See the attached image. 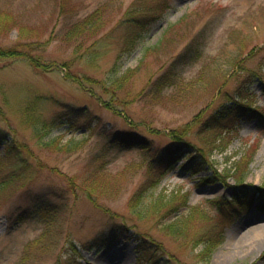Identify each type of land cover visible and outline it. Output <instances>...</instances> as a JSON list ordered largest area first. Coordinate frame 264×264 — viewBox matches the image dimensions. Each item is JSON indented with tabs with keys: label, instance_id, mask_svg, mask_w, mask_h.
<instances>
[{
	"label": "rangeland",
	"instance_id": "rangeland-1",
	"mask_svg": "<svg viewBox=\"0 0 264 264\" xmlns=\"http://www.w3.org/2000/svg\"><path fill=\"white\" fill-rule=\"evenodd\" d=\"M132 1L0 0V48L19 40L47 41L32 54L42 66H56L47 72L32 67L25 57L0 58V128L45 165H38L33 183L0 205V264H62L67 258L77 264H204L195 258L200 247L192 251L190 237L185 241L171 237L163 229L162 217L147 210L153 200L167 202L176 197L174 205H181L187 194V206L197 205L215 214L209 201L230 198L233 179L240 174L246 189L264 190V0H169L162 18L126 50L124 27L118 24ZM96 9H102L97 29L86 27L80 35L69 33ZM170 25H174L172 29H168ZM205 28L199 56L179 65L174 84L165 87L156 100L144 95L150 79L170 66L191 38ZM159 40L160 47L155 50ZM66 62L75 75L104 81L114 62L120 72L139 70L113 99L97 83L85 85L86 90L94 91L92 95L65 80L62 66ZM256 71L248 85V97L241 100L256 114L240 119L237 134L225 149L210 151L196 171L184 169L188 159L181 158L149 192L146 205L131 210L129 199L145 176L143 169L132 166L171 145L167 135L171 130L189 124L194 131L196 116L207 117L217 110L226 101L224 94L239 100L236 93L233 96L237 86ZM186 84L191 87L183 89L178 98L171 97ZM34 97L42 98L38 110L46 119L64 112L63 106L85 107L88 114L76 118L73 133L80 136L86 130L84 124L91 121L94 129L87 144L72 154L40 148L31 127L21 123L22 106ZM103 101L117 114L104 109ZM59 130H67L64 139L71 135L68 125ZM116 134L140 136L150 142L151 151L111 149L106 156L111 176L105 185L111 193L99 194L95 185L82 183L86 178L83 173L91 156ZM190 139L201 145L196 136ZM3 151L1 144L0 156ZM23 152L27 154L26 149ZM75 175L80 185L97 191L95 204L82 189L76 186L72 191L67 185L66 179ZM252 199L244 207L229 203L228 211L237 214L208 264H264V204L255 196ZM179 208L180 212L186 210ZM212 222L192 219L187 236L192 227L201 230ZM42 232L46 233L43 244H50L47 252L41 250L40 243L33 244ZM258 234H262L259 239L255 238ZM144 240L146 245L141 246Z\"/></svg>",
	"mask_w": 264,
	"mask_h": 264
},
{
	"label": "trees",
	"instance_id": "trees-1",
	"mask_svg": "<svg viewBox=\"0 0 264 264\" xmlns=\"http://www.w3.org/2000/svg\"><path fill=\"white\" fill-rule=\"evenodd\" d=\"M169 7V0H133L118 24L120 27H124V35L122 36L125 38V49H130L133 43L142 37L154 22L162 18ZM101 10L102 9H96L89 17L73 25L69 33L72 32L80 35L86 27L97 29V25L101 20ZM173 26L174 25H170L168 29H172ZM206 29L207 28L196 34L194 38H191L190 42H188L180 54L174 58L170 66H166V69L161 72L160 75L153 81L150 79L147 84L148 87L143 89L144 95L151 97L152 100H156L158 95L162 94L165 87L174 84L175 73L179 65L199 56V40L203 37ZM161 41L159 40L154 45L155 50L160 47ZM46 44L47 41L38 43L19 40L12 46L1 47L0 58L25 57L32 67L41 68L43 71L49 72L56 66H42L39 62L40 60L32 54L38 49L43 48ZM81 45L82 43H80L78 47L80 48ZM249 51L252 53L253 48ZM120 57L121 54L117 56V58ZM237 66L240 65L237 64ZM62 67H64L66 71L64 75L65 80L78 84L83 90L90 92L92 95H94V91L92 89L86 90L85 85L91 87L94 83H97L103 89L102 92L110 94L113 99L116 98L117 91L123 90L126 87V82H129L134 76V73L139 70L135 68L120 72V66L117 65V62H114L113 66L109 69L106 81H104L95 80L83 74L81 77L75 75L72 72L73 66H68L67 62L64 63ZM256 74L257 71L250 73L240 82V85L237 86L233 96L236 93L239 100H236L235 96L229 98L227 94H224V96H226V101L221 104L217 110L210 113L207 117H203L201 114L196 116L193 121V125L196 127L194 131L190 128L189 124L185 125L182 129L171 130L167 134L172 141L171 145L156 152L144 162L136 163L132 166L133 168L135 166L138 170L143 169L145 176L142 183L129 199L128 205L131 210L137 211L141 206L146 205L145 199L149 192L152 193V190L155 189L166 173L171 171L174 163L181 158L188 159V162L184 165V169L196 171L197 169L199 170L197 167H201L203 160H205L204 157L209 155L210 151L213 149H225L236 136L240 119L242 117H251L250 115L246 116L249 113L256 114L254 113L256 110H251L247 107V104H242L241 102L244 97H248V85L256 77ZM233 76L236 77L237 75L235 76L233 74ZM187 87L190 88L191 85L186 84L176 92L178 93L177 95L171 94V97L178 98L180 92ZM262 92L264 95V85L262 86ZM40 101H42L40 97L30 99L22 106L21 111V123L25 124L27 127H31L35 138L38 140L37 145L48 152L58 154H72L81 150L89 141V137L94 129L93 126H91V121L84 124L86 130L83 131L80 136H75L73 131H75L76 118L80 115H87V109L85 107L74 109L69 105L68 107L63 106L65 109L64 112H56L53 116L46 119L39 113L38 106ZM158 101L160 102V99ZM102 103L104 109L117 114V111L113 109L110 103L104 101ZM261 115L264 116V114ZM66 125H68V130L71 135L69 138L64 139L67 130L60 131L59 129ZM57 130L59 131L54 134ZM193 135L199 139L201 145L199 144V146H197L191 141L190 137ZM1 144L3 145L4 151L0 156V205L16 192L24 187L26 188V186H29L35 181L38 173V171H36L38 165L41 168L45 166L41 163V159L35 156L26 145L20 144L16 139L8 137L0 128V145ZM129 147L139 148L145 153L151 151L150 142L140 136L116 134L108 137L99 151L91 156L89 167L85 168V171L83 170V174H86V178L83 179L82 183L89 182L90 185H95V190L98 189L99 194H105L108 191V187L105 185L108 181L107 179L111 176L106 166L107 154L111 149ZM23 149H26L27 154H24ZM255 150L256 148H253L251 152L254 153ZM32 162H35L37 165H33ZM237 165L238 172L240 164L237 163ZM33 166L35 168H33ZM234 175L235 173L232 177ZM76 177L77 175L67 178V185L72 191H75L76 186L82 189L88 199L95 204L99 196V194L96 193L97 191H94L93 188H89L86 185H80ZM233 182L230 198L221 197L217 200L209 201L215 208V214H211L197 205L187 206V194L184 195V201L181 205H174L173 201L176 197L171 198L167 202L155 199L147 210L162 217L161 222H163V229L171 237L175 239L182 238L184 241L187 240V237H190L188 242L190 241V243H192V251L200 247L195 258H197L199 262L208 264L212 252L223 241L224 231L232 220L233 212L228 211L229 203H237L243 206L252 199V196L256 195L264 201V190L261 188H256L254 191L252 189H246L243 184L242 174L235 177ZM223 183H226L225 180H223ZM256 191H258L259 194L255 195ZM163 204L168 205V207L163 208ZM182 206H184L187 211L180 212L179 207ZM196 218L213 222L210 224L207 223L208 226L206 224L201 230H196L192 227L191 235L187 236L188 230L190 229V221ZM120 231L123 232L124 229ZM45 235L46 233L42 232L39 238L33 242V244L40 243V248L43 252H47L50 249V244L47 246L43 244L46 239ZM143 245H146L145 240L141 243V246ZM139 251L141 252L140 249ZM62 264L77 263L74 259L67 258Z\"/></svg>",
	"mask_w": 264,
	"mask_h": 264
},
{
	"label": "bare ground",
	"instance_id": "bare-ground-1",
	"mask_svg": "<svg viewBox=\"0 0 264 264\" xmlns=\"http://www.w3.org/2000/svg\"><path fill=\"white\" fill-rule=\"evenodd\" d=\"M262 229H263L262 231L264 232V228H262ZM263 232H261V233H263ZM261 235H262V234H258L257 237L255 236V238H258V239H259V238L261 237ZM259 241H260V240H259ZM250 247H251V246H250ZM104 262H105V261H104ZM102 263H103V262H102ZM103 264H105V263H103ZM124 264H126V262H125Z\"/></svg>",
	"mask_w": 264,
	"mask_h": 264
}]
</instances>
